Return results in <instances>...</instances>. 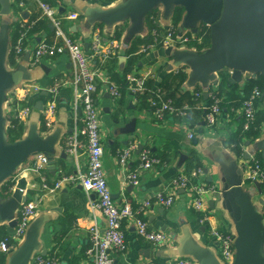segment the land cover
I'll use <instances>...</instances> for the list:
<instances>
[{
  "label": "crops",
  "instance_id": "crops-1",
  "mask_svg": "<svg viewBox=\"0 0 264 264\" xmlns=\"http://www.w3.org/2000/svg\"><path fill=\"white\" fill-rule=\"evenodd\" d=\"M28 1L29 3H19L18 0H10L11 13L9 15L1 14L0 4V74L1 72L10 74L19 66L26 64L31 75L29 80H23L5 91L2 110L4 130L9 144L32 135L50 141L52 143L50 156L54 160V168L48 159L46 168L42 172L37 171L34 165L38 162V156L42 154L29 156L17 172L9 178L14 180L13 187H15L17 181L24 177L28 182L25 193L28 194L30 200H37L39 204L31 230L17 240L14 248L7 254L6 264L10 263L11 257L17 250L28 243L35 246L28 264H32L36 255H41L46 259H57L59 264H94L93 256L87 253L92 247L90 229L96 226L104 230L106 225L102 211L93 206L96 196L87 194L79 183L67 184L55 193L44 192L41 187L44 179L49 185H53L61 178L79 176L86 172L88 150L86 137L83 134V110L75 104L69 55L63 54L54 59L46 58L37 67L31 68L29 61L24 59L28 53L26 52L21 60H15L16 65L11 64L10 54L11 50H14L13 38L16 25H21L24 20L29 21L35 14H39L40 20L41 18L46 19L38 3L35 0ZM46 1L57 8L60 14H66L69 11H76L80 14L79 21H66L64 28L70 37L82 41L84 47L85 44H90L93 34H100L102 38L109 39L116 26L120 25L110 26L91 20L87 13L93 8H114L123 0L107 5L102 4L100 0ZM157 8L161 12L160 26L167 30L172 23V18L169 19L166 16L163 7ZM22 12H29L28 18H22ZM126 25L120 39L114 38L123 43L124 51L125 44L129 40L130 22ZM203 25L200 29L206 28L207 31L202 35H197L198 33H193L190 29L180 31L181 35H190L191 40L183 45L172 47L170 54L166 53L169 47L149 51L143 56L140 67L132 72L143 78L146 84L154 81L156 85H159L167 81L169 74L181 70L186 74V79L181 86L169 81L170 92L176 91V96L180 98L187 92L194 96L198 90L201 98L197 100L194 96L193 99L196 105L201 106L210 104V93L213 90L217 91L221 86L222 73L228 78L225 93L232 88V85L242 88L245 81L253 76L243 73L241 81L231 82L233 69L229 68L212 73V77L207 81L197 80V71L191 63L192 57L193 55L202 56L211 48V27ZM49 31L50 33L43 31L34 34L38 41L28 44L30 51L41 41L53 42L55 40V37H52L53 30H51L50 22ZM207 32L210 36V45L200 48ZM85 49L88 50L86 47ZM122 57L126 58L127 63L124 52L117 59L120 60ZM118 64L116 71L122 72L125 65L121 68L120 62ZM56 83L60 87L56 112L46 118L44 109L52 98L49 89ZM157 89H160L164 95L166 94L161 87ZM96 98L101 110L103 163L113 198L120 206L130 203L135 211L146 200H151V207L139 216L147 220L152 230L166 234V240L163 243L153 244L138 235L132 221L124 220L122 228L126 236L127 250L123 254H113L115 264H171L178 260H190L195 264H201L200 258L204 256L205 251L212 253L216 261L223 264L219 242L214 239L212 231L217 229L237 236V224L216 198L217 174L220 171V173L226 172L230 179H234L235 175L241 177L242 171L243 182L248 183L252 192V203L263 216L264 225V207L260 205V199L264 198V191L260 194L254 183L248 181L241 158L229 145L230 139L240 127L242 118L240 110L225 107L216 126L210 129L205 122V106L190 110L184 119L170 116L158 121L150 111L141 110L137 97L128 91L119 100L114 101L105 86H100ZM184 101L185 104H190L187 99ZM39 102L44 104L43 110L37 108ZM14 103L29 105L32 111L25 120L18 119L23 125L24 132L20 139L11 142L7 129L11 116L16 118ZM135 118L136 132L130 135L122 134L120 128ZM191 133L198 140L197 144L194 143V138L189 137ZM71 138L77 139L80 143L76 148V154L71 151L72 145L68 144ZM263 140L264 133L254 141L247 140L243 146L242 158L246 160L249 157L246 152L254 154L260 151L262 153ZM130 147L134 151H132L127 166H123L119 161V153ZM145 150L158 158L166 155L169 159L166 163L161 160L160 165L142 172L139 185H133L128 179V174L138 166L139 157ZM63 153H65L64 157ZM183 154L187 157L181 160ZM194 155L200 158L203 164V172L196 182L198 187L205 190L202 196L204 201L202 211H196L192 207V197L187 190L171 187L174 179L186 174L187 163ZM205 169L209 170V174H205ZM236 169L238 171L233 172ZM209 176L214 177V182L208 181ZM4 182L0 183V190ZM160 192L174 196V202L170 207L156 202L155 196ZM256 196L259 197L257 201ZM1 227L5 228L8 233L13 232L14 229L6 222L0 223Z\"/></svg>",
  "mask_w": 264,
  "mask_h": 264
},
{
  "label": "built area",
  "instance_id": "built-area-1",
  "mask_svg": "<svg viewBox=\"0 0 264 264\" xmlns=\"http://www.w3.org/2000/svg\"><path fill=\"white\" fill-rule=\"evenodd\" d=\"M35 1L38 3L42 15L53 26L55 40L53 42L47 40L41 41L30 51L28 45V31L34 26L36 21L29 23L28 20H24L21 23L22 32L14 46L16 59L21 60L26 52H30L29 65L31 68H34L46 58L54 59L63 54L69 55L71 60V82L75 90V104L80 106L83 110V134L86 137L88 150V166L86 172L79 176L61 178L53 185H49L44 179L41 187L44 192L55 193L67 184L79 183L87 194H94L96 196V202L93 206L102 211L106 225L104 230L96 226L90 229L92 247L88 249L87 253L93 256L94 264H115L113 254H123L127 250L126 236L122 228L124 220L132 221L138 235L153 244H161L166 240V234L164 232L152 230L147 220L139 216V214L151 207L152 201L146 200L137 211L133 209L130 203H126L123 206L118 205L113 198L104 168V147L100 129L101 110L97 103L96 93L100 86H105L114 101L122 97L123 93L120 87L110 78L106 64L109 60L120 57L122 52H124L123 43L116 39H104L100 34L95 33L92 35L88 50H86L82 41L70 37L64 28V23L66 21H79L81 16L78 12L69 11L66 14H60L58 9L49 2L45 0ZM179 30L183 32L180 26ZM176 33L177 29L172 23L163 36L154 31L152 34L153 43L143 45L139 53L145 55L149 53V51L157 49V45L164 49L183 45L191 40V38L185 34L177 38ZM127 81V91L133 96L136 97L147 91L146 81L137 76L135 72H131L127 75ZM59 91L60 87L57 83L49 89V94L52 95V98L44 109L46 118L51 117L56 112ZM163 95L161 90L157 89L150 100L152 107V111L150 112L158 121L164 120L168 114L184 119L190 110L194 108H203V106H205V122L207 126L212 129L218 123V119L223 111V98L214 91L210 93V104L203 106L184 104L178 107L174 105L173 100L164 99ZM260 95L261 92L255 89L243 102L240 114L244 120V130L249 129L250 125L255 121L257 112L256 99L260 97ZM194 96L199 100V98H201V93L196 91ZM31 111L32 107L29 105H17L15 117L23 121L29 116ZM189 137L194 138V134L191 133ZM68 144L70 146L72 145L73 149L71 151L76 154V148L80 145L77 139H69ZM132 151L134 150L130 147L119 153V161L123 166H127ZM256 154L257 153H250L246 160L243 159L242 156L241 161L247 173L248 181L252 183L259 181L263 184L264 169L257 159ZM139 158L138 166L128 174V179L133 185H139L142 172L151 170L162 163L160 158L147 150H145ZM47 163L48 158L44 155H39L38 162L34 165V168L42 172V170L46 168ZM202 172L203 169L198 168L193 170L190 174L180 175L178 178L174 179L171 184V187L174 189L183 188L190 193L192 197L191 205L196 211H202L204 205L202 196L205 190L196 185ZM155 200L165 207H170L174 202V196L172 194L160 192L156 194ZM38 204L39 202L37 200H29L17 211V226L13 229V232L9 233V235L0 242V252L8 254L11 249L14 248L17 240L27 234L37 215ZM212 235L214 239L219 242L222 263L234 264V235L217 229L212 231ZM32 264H59V261L54 258L46 259L41 255H36L32 260ZM171 264L195 263L190 260H178Z\"/></svg>",
  "mask_w": 264,
  "mask_h": 264
},
{
  "label": "water",
  "instance_id": "water-1",
  "mask_svg": "<svg viewBox=\"0 0 264 264\" xmlns=\"http://www.w3.org/2000/svg\"><path fill=\"white\" fill-rule=\"evenodd\" d=\"M0 4L1 14L9 15L10 0H0ZM177 6L184 9V16L179 24L182 30L190 29L193 33H198L203 24L211 27L210 50L202 56L192 57L191 63L197 71V80L207 81L212 77V73L225 68L233 69L231 82L241 81L243 73L251 74L253 77L257 74L264 75V0H123L114 8H93L87 15L91 20L110 26L129 20L130 39L143 31L145 18L150 11L156 7H163L166 16L171 19ZM28 15L29 12L21 13L24 19L28 18ZM89 46V43L85 44L87 49ZM171 52L172 47L166 49L167 54ZM24 59L27 62L30 60L29 52ZM125 63L126 58H120L121 68ZM30 78L26 64L19 66L10 74L2 72L0 74V183L13 176L29 156L42 154L50 160L54 168V160L50 156L52 145L50 141L32 135L9 144L6 138L2 116L5 91ZM37 108L43 110L44 104L39 102ZM120 132L125 135L135 133L136 118L120 128ZM193 141L195 144L198 143L196 138ZM262 144L261 154L264 160V140ZM246 153L247 156L250 155ZM186 157L184 154L181 155V160ZM237 169L233 172H237ZM204 172L209 174L208 169ZM220 172L217 174L216 198L237 224V236H234V264H264L263 218L252 203V192L248 183L243 182L242 171L241 177L235 175L234 179H230L226 172H222L223 174ZM208 181L214 182V177L209 176ZM27 185L28 182L23 177L17 181L10 196L3 197L0 193V223L6 222L12 228L17 226V209L30 200L25 193ZM254 185L258 192L263 194L262 184L257 181ZM260 203L264 204V198L260 199ZM32 226L33 223L27 234ZM34 249L35 246L28 243L13 254L9 264H28ZM200 259L201 264H219L208 251H205Z\"/></svg>",
  "mask_w": 264,
  "mask_h": 264
},
{
  "label": "trees",
  "instance_id": "trees-1",
  "mask_svg": "<svg viewBox=\"0 0 264 264\" xmlns=\"http://www.w3.org/2000/svg\"><path fill=\"white\" fill-rule=\"evenodd\" d=\"M19 3L25 2L29 3L28 0H18ZM46 1V0H45ZM117 0H100L102 4H110ZM39 14L33 15L31 19H29V23L35 22L34 26L28 31V44L29 43H35L38 41V38L35 37V33L43 32V31H49V22L46 21V19L41 18L39 19ZM184 16V9L182 7H176L174 9V12L172 14V24L177 29L176 37L178 38L181 36V32L179 30V24L181 23ZM160 17L161 12L156 7L152 11L148 13V15L145 18L144 23V29L142 32L137 33L131 37L127 43L125 44V51L124 55L127 57V63L123 69L122 72L116 71L117 65L120 62L119 59L115 58L112 60H109V62L106 64L107 72L110 76V78L120 87V90L122 93H126L128 90V81H127V74L134 71L135 69H138L141 65V60L143 58V54H140V48L143 45H149L153 43V32H158L161 36L165 35L167 30L165 28H162L160 26ZM129 20H125L121 23H119V26H116L115 31L113 35L109 39H120V37L123 35V32L125 31L127 27V23ZM103 25V24H98ZM204 26V25H203ZM206 28L200 29L197 35H202L206 32ZM22 32L21 25H16V29L14 31V38H13V44L17 43L18 38L20 37V33ZM54 37V33H52ZM190 34V33H189ZM196 35V34H194ZM190 36V35H189ZM210 45V36L207 32L205 34V38L203 41V44L200 46L202 47H208ZM15 46V45H14ZM157 49H160V46H156ZM11 64L16 65V55L14 50H11L10 54ZM117 59V60H116ZM186 79V74L183 71H179L177 73H171L168 75V79L164 83H160L159 85H156L154 81L147 82V91L143 94L137 95V99L139 101V108L141 110L145 109L148 111H152L151 107V97L154 95V92L156 91V88L161 87L166 91V94L163 95L164 99H171L174 102L175 106L181 107L185 104L184 100H188L187 102L190 103V105L194 106L196 103L195 99H193V94L186 93V95H181L180 98L176 96V91L170 92L171 88H169V81L174 82L176 85L181 86ZM158 84V83H157ZM228 84V78L227 76L222 73V78L220 82L219 89L213 90L214 92H217L222 98V110L226 108H234L235 110H240L242 108L243 102L250 96V94L253 92V90L258 89L261 92L260 97L256 99V118L255 121L250 125L249 129L244 130L243 124L244 120L241 118V123L239 130L232 136V138L229 141V145H231L232 150L236 153V155L241 158L243 156V146L244 143L247 140L254 141L258 138H260L264 133V98H262V95L264 94V75L257 74L256 77H250L248 78L244 86L238 87V85L233 86L228 91L227 89ZM241 90V91H240ZM198 91V90H196ZM18 104L14 103V106L16 107ZM204 112V111H203ZM201 112H199L200 114ZM206 114V111L204 112V115ZM174 117V115H167V117ZM201 116V115H200ZM177 117V116H175ZM187 117V116H186ZM179 118V117H177ZM24 129L21 122H19L18 119L14 118V116H11L10 124L7 129V134L9 137V141L15 142L17 139H20L23 135ZM257 159L259 160L262 168L264 169V160L262 158V154L259 151L257 154ZM162 162L166 163L169 159L166 155L159 157ZM203 164L200 158H198L196 155L192 156L189 162L187 163L186 168V174H190L193 170H196L198 168H202ZM14 186V180L8 179L5 181L1 187L0 193L3 197L10 196L12 189ZM262 189L264 191V183L262 184ZM9 235L8 231L1 227L0 228V242ZM7 254L0 252V264H6Z\"/></svg>",
  "mask_w": 264,
  "mask_h": 264
},
{
  "label": "rangeland",
  "instance_id": "rangeland-1",
  "mask_svg": "<svg viewBox=\"0 0 264 264\" xmlns=\"http://www.w3.org/2000/svg\"><path fill=\"white\" fill-rule=\"evenodd\" d=\"M264 196V195H263ZM259 199V197L258 196H256L255 197V200L257 201ZM262 207H264V205L263 204H260ZM262 218H263V216H262ZM262 224H263V222H262Z\"/></svg>",
  "mask_w": 264,
  "mask_h": 264
}]
</instances>
